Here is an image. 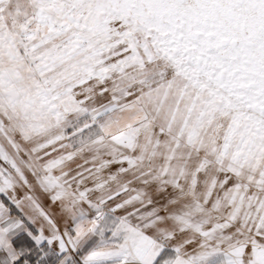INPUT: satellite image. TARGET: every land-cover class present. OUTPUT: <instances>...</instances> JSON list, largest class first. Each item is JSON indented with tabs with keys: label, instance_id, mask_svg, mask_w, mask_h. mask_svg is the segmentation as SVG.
<instances>
[{
	"label": "snow or ice",
	"instance_id": "snow-or-ice-1",
	"mask_svg": "<svg viewBox=\"0 0 264 264\" xmlns=\"http://www.w3.org/2000/svg\"><path fill=\"white\" fill-rule=\"evenodd\" d=\"M0 264H264V0H0Z\"/></svg>",
	"mask_w": 264,
	"mask_h": 264
}]
</instances>
